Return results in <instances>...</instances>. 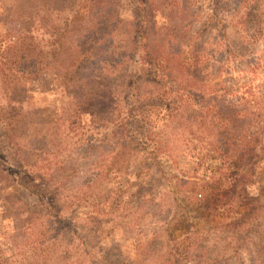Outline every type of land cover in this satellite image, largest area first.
I'll return each instance as SVG.
<instances>
[{"label":"rangeland","instance_id":"1","mask_svg":"<svg viewBox=\"0 0 264 264\" xmlns=\"http://www.w3.org/2000/svg\"><path fill=\"white\" fill-rule=\"evenodd\" d=\"M75 1L0 0V264H264V0Z\"/></svg>","mask_w":264,"mask_h":264},{"label":"trees","instance_id":"2","mask_svg":"<svg viewBox=\"0 0 264 264\" xmlns=\"http://www.w3.org/2000/svg\"><path fill=\"white\" fill-rule=\"evenodd\" d=\"M53 1H55V0H53ZM59 1H61V0H57V2H59ZM96 1L97 0H91V2H92V5H95V3H96ZM75 0H72V8L74 9L73 10V13H72V15H71V19L69 20V24H70V27L72 28V29H76V28H78V27H80V28H82V26L84 25V24H86V26L88 27V28H90L91 29V31H90V35H89V39H87V40H85V41H83V43H85L86 41H87V44H85V46L84 47H86V48H89V46H88V43H89V41H90V51L92 52V53H94V52H96V50H97V46H98V44H99V46L100 45H102V42L106 39V38H108V39H110L111 38V34H113V30L111 29V28H109L108 26H105V28H104V26H103V23H106V22H110V20H111V18H110V13H106L105 14V16L103 17V15H102V17L101 18H99V19H94V21L92 20L93 19V17H95V15H90L89 16V21H91V22H94V26L93 25H90L89 24V22H88V20H87V18L88 17H86V19L84 18V19H82V17H81V13H80V11L78 12V11H75V8H74V5H75ZM93 11V10H92ZM51 12L52 11H49V13L47 14V16H48V18L50 19V22L52 23V20H51V18L53 17V14L51 15ZM103 18V19H102ZM97 22V23H96ZM53 24V23H52ZM52 24H50L51 26H53ZM56 24V23H55ZM61 23H58V26L60 25ZM66 27H68V26H66ZM70 29V28H69ZM72 29H70V31H72L73 32V30ZM75 33V32H74ZM102 40V41H101ZM108 41V40H107ZM82 43V44H83ZM95 44V45H94ZM143 140V139H142ZM148 143H149V141H144V146H141L142 147V150H147L148 149ZM252 152V149H250V146H249V148H248V152L246 153L247 154V156L248 157H246L245 158V161H244V158H241L242 156H243V154L241 153L240 155H239V157L240 158H236V159H234L232 162H227V160H225V165L227 164V165H230L231 167H233V168H236V169H240L241 168V166H242V162H248V163H250V166H252L251 164H253L254 162H255V160H256V154H254V155H251V161H250V153ZM250 166H248L247 168H245V169H242L241 170V173L239 174V176H238V178H234V179H232V185H234V181H242V176L243 175H245V176H247L248 175V168L250 167ZM231 174H235V173H231ZM231 185V184H230ZM260 198V196L259 195H257V196H252V197H249V196H243L242 195V199H241V204L242 205H245V206H247L251 201H254V200H256V199H259ZM236 220H234L233 221V223L235 222ZM187 236V235H186ZM180 255L179 256H181L182 258H185V257H183V255L181 254V253H179ZM182 258H180V259H182ZM264 262V261H263Z\"/></svg>","mask_w":264,"mask_h":264}]
</instances>
